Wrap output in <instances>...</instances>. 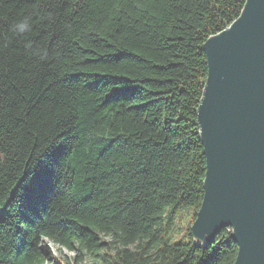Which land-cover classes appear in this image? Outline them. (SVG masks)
Segmentation results:
<instances>
[{
    "label": "trees",
    "instance_id": "16d2710c",
    "mask_svg": "<svg viewBox=\"0 0 264 264\" xmlns=\"http://www.w3.org/2000/svg\"><path fill=\"white\" fill-rule=\"evenodd\" d=\"M245 1L0 0V264L234 263L191 225L204 42Z\"/></svg>",
    "mask_w": 264,
    "mask_h": 264
},
{
    "label": "water",
    "instance_id": "95a60500",
    "mask_svg": "<svg viewBox=\"0 0 264 264\" xmlns=\"http://www.w3.org/2000/svg\"><path fill=\"white\" fill-rule=\"evenodd\" d=\"M204 50L197 124L206 172L191 233L206 244L231 227L233 264H264V0H246Z\"/></svg>",
    "mask_w": 264,
    "mask_h": 264
},
{
    "label": "rangeland",
    "instance_id": "374dc122",
    "mask_svg": "<svg viewBox=\"0 0 264 264\" xmlns=\"http://www.w3.org/2000/svg\"><path fill=\"white\" fill-rule=\"evenodd\" d=\"M189 220H190V215L187 212H183L182 217L178 216L176 218V221H177V223L179 225L181 224L180 223L181 221H182V223H184V225L185 224L187 225V223H188ZM175 233H176V231H175ZM46 242L47 243L50 242L47 245L50 246V249H51V251H52V253H53V255L55 257H59V258H62V259L67 258V257L68 258H73V256H74V251L73 250L68 249L66 247H63V246H60L59 244H56V243H54L52 241H49V240H46ZM44 245H45V242L42 243V247ZM90 261L91 260L87 259V262H90ZM45 264H47V263H45Z\"/></svg>",
    "mask_w": 264,
    "mask_h": 264
}]
</instances>
